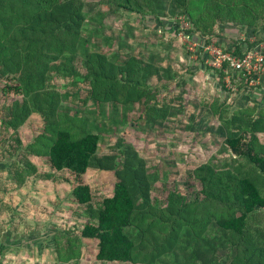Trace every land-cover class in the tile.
Listing matches in <instances>:
<instances>
[{
    "label": "trees",
    "instance_id": "1",
    "mask_svg": "<svg viewBox=\"0 0 264 264\" xmlns=\"http://www.w3.org/2000/svg\"><path fill=\"white\" fill-rule=\"evenodd\" d=\"M85 9L84 0H0V147L7 146L9 158L25 149L21 177L36 167L27 160L33 146L23 144L20 129L38 116L43 132L36 145L43 138L37 152L46 177L61 172L72 178L75 215L84 219L80 237L95 245V262L264 264V111L231 112L218 97L200 99L174 60L181 46L171 43L178 50L157 54L146 41L133 37L129 44L103 34L105 18L126 14L159 24L173 19L174 37L183 19L190 26L185 33L205 44L218 39L222 27L261 38L264 0H98L95 16ZM212 71L223 82L224 74ZM57 79L64 81L60 90ZM81 111L86 115L79 117ZM135 111L144 131L210 135L212 154L184 182L187 190L199 185L193 198L178 190L177 170L160 169L159 160L149 164L123 136L99 152L103 138L95 129L108 125L103 136L114 135L135 121ZM88 170L112 173L111 195L96 198L82 181ZM73 255L65 258L77 261Z\"/></svg>",
    "mask_w": 264,
    "mask_h": 264
},
{
    "label": "rangeland",
    "instance_id": "2",
    "mask_svg": "<svg viewBox=\"0 0 264 264\" xmlns=\"http://www.w3.org/2000/svg\"><path fill=\"white\" fill-rule=\"evenodd\" d=\"M84 1L87 14L95 16L98 0ZM103 26L104 35L118 38L117 41L127 40L129 44H132L134 38L141 42L146 41L154 45H148L147 50L151 48V52L157 54L165 53L168 47H170L169 50H178L176 47H171L172 44L183 47V50H179L182 56L178 53L174 55V60L180 62L177 67L183 69L182 77L193 85V91L200 99L212 102L218 97L220 101H225L231 112L235 109L251 108L252 106H256V112L264 111V73L260 83L255 87H245L236 82L234 86L227 88L224 82L219 81L215 72L207 67L202 60L197 59V54L186 53L185 47L181 45L182 38L174 37L177 24L173 19L159 24L153 22L151 18L138 19L126 14L109 15L103 20ZM220 30V37L210 40L219 43L222 49L232 46L231 44L239 40L243 34L238 26L237 29L222 27ZM104 35L101 34L97 39L100 40ZM192 38L199 45H204L203 38H194L191 34V41ZM158 41L166 44L158 45ZM139 45L135 48H142V45ZM147 50L144 55H147ZM187 69L189 71H186ZM56 81L57 90H60L64 81L61 79ZM228 89L231 92H227ZM65 104L75 107L70 102ZM85 115L86 113L81 111L78 116ZM130 117L135 121L130 123L131 125L128 123L123 128L120 126L114 135L103 136L107 131L110 132L109 128H106L108 125L106 127L101 125L95 129L103 138V141L99 143V152L108 151L116 137L123 136L125 141L132 143L140 153L142 152L141 155L149 164H155V161L159 160L160 169H171L172 172L177 170L179 177L175 183L178 185V190L183 193L187 190L183 188L184 182L187 180L186 175L191 173L199 163L207 160L213 152L214 147L209 144L210 135L194 138L191 134L186 135L178 129L173 133L164 132L162 134L149 130L144 131L142 130L143 122L138 120V112L130 113ZM75 124L79 126L83 123L77 119ZM180 124H184L183 119ZM42 132L43 124L38 116H32L20 129V139L23 144H30L34 149L31 148L32 151L29 153L32 155L29 154L27 160L36 167V172L29 174L27 178L23 174L21 177L23 165L21 161L27 154L25 149L18 150L14 157L9 158L7 146L0 147V235L3 234L2 231L9 230L10 235H14L15 241L13 245L5 248L4 253L0 249V264H100L94 261L95 245L80 237L84 219L75 215V205L71 201L72 178L61 172L52 174L50 176L52 179L48 180L46 177L49 171L45 166V161L38 154L41 150L43 151V138H39L41 143L36 145ZM71 133L79 136L76 134L75 128ZM262 141L264 142V138ZM202 144H206V147H203ZM82 181L90 186L93 193L96 194V198L112 194L114 184L112 173L88 170ZM190 186V190L186 191L188 199L193 198L200 190L196 183ZM67 242H70V247ZM72 253L75 256L78 255L77 261H68L67 257L65 258L66 255L69 256Z\"/></svg>",
    "mask_w": 264,
    "mask_h": 264
},
{
    "label": "built area",
    "instance_id": "3",
    "mask_svg": "<svg viewBox=\"0 0 264 264\" xmlns=\"http://www.w3.org/2000/svg\"><path fill=\"white\" fill-rule=\"evenodd\" d=\"M180 29L181 31L177 36L182 38L185 50L190 54H197V59L200 57L203 63L212 70L222 72L224 74L223 82L227 88H231L236 82L245 87H255L260 83L264 73V31H262L260 38L259 33L252 35L251 32L239 27L243 33L241 38L233 42L232 46H228L227 49H222L219 43L212 40L206 44L203 41V46L199 45L193 38L191 41V34L185 33V30L190 29V26L183 19L180 22ZM258 38H260L259 42L254 44ZM248 43L254 45L248 48ZM235 47L240 48L239 55L235 53ZM224 64H226L225 67Z\"/></svg>",
    "mask_w": 264,
    "mask_h": 264
},
{
    "label": "crops",
    "instance_id": "4",
    "mask_svg": "<svg viewBox=\"0 0 264 264\" xmlns=\"http://www.w3.org/2000/svg\"><path fill=\"white\" fill-rule=\"evenodd\" d=\"M237 26L235 27H230L231 29H234L236 28ZM6 231V232H5ZM5 231H2V235H0V249L3 250V253L5 252V248L9 247L10 245H13L15 242L14 241V235H10V231L9 230H5ZM8 231V232H7ZM9 238H10V241H9Z\"/></svg>",
    "mask_w": 264,
    "mask_h": 264
}]
</instances>
